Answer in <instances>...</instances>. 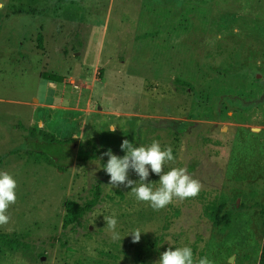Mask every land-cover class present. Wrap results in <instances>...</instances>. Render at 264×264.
Segmentation results:
<instances>
[{
	"label": "rangeland",
	"instance_id": "1",
	"mask_svg": "<svg viewBox=\"0 0 264 264\" xmlns=\"http://www.w3.org/2000/svg\"><path fill=\"white\" fill-rule=\"evenodd\" d=\"M42 72L64 73L66 83L51 88ZM0 99L9 141L0 171L17 181L0 235L22 245L0 242V264H157L184 246L195 260L258 263L264 0H0ZM45 134L72 141L47 143ZM125 139L171 146L175 159L164 171L186 168L199 194L154 211L130 187L110 189L103 153L122 157ZM80 148L100 154L77 163ZM26 151L46 153L64 171ZM149 173L145 182L159 187ZM129 179L139 181L132 170ZM68 199L89 209L62 231ZM113 215L121 241L104 221Z\"/></svg>",
	"mask_w": 264,
	"mask_h": 264
},
{
	"label": "clouds",
	"instance_id": "2",
	"mask_svg": "<svg viewBox=\"0 0 264 264\" xmlns=\"http://www.w3.org/2000/svg\"><path fill=\"white\" fill-rule=\"evenodd\" d=\"M116 125H112L109 131H115ZM121 150L125 155L119 157L111 150L103 155L107 156V163L104 171L109 175L106 186L110 189L120 187H130L135 199L147 203L154 211H159L174 201H184L188 198L196 197L201 190L199 180L188 174L184 167H173L169 171H164L166 163L173 162L175 157L171 146L162 148L158 141L153 140L148 146H135L127 139L123 140ZM151 173L159 176V187L153 188L151 183H146ZM129 170H132L139 181L129 179ZM17 181L7 171H0V226L7 225L10 221L8 209L10 205L16 203ZM112 240H122L119 232L116 231L117 219L115 216L104 217ZM143 233L140 229H134L129 234L133 242L140 240ZM128 234V235H129ZM157 264H213L207 257L198 260L194 259L191 247H170L161 255Z\"/></svg>",
	"mask_w": 264,
	"mask_h": 264
},
{
	"label": "trees",
	"instance_id": "3",
	"mask_svg": "<svg viewBox=\"0 0 264 264\" xmlns=\"http://www.w3.org/2000/svg\"><path fill=\"white\" fill-rule=\"evenodd\" d=\"M36 42H37L38 49L43 50L41 34L37 35ZM40 78L43 79L44 81L56 83V84H63L66 81V78L63 76H59V75L52 74V73H45V72L40 73ZM17 128L20 129V132L22 133V135L26 137L27 139H34V137L36 136L35 130L33 128H29L26 125L21 124ZM42 140H44L47 143H51V144L59 143L61 145L65 143H71L72 141V140H67V141L57 140L52 134H45L44 136H42ZM15 151H21V148L17 147L10 153L12 154ZM26 152L28 155H33L36 158L44 161L49 166L56 168L59 172L64 171V168L58 166L57 163L53 161L46 153L31 152V151H26ZM99 154L100 152H96L94 150L88 151L86 149L80 148L76 153V162L85 163L91 160H95ZM3 157L4 156H1L0 158H3ZM88 209H89V206L82 207L75 200H69V199L66 200L64 202V214L62 216V223H61L62 231L67 230L70 226H72L75 222H77L80 219V217ZM0 242L2 243V245L12 250H17L22 246L18 242L9 239L8 236H5V235H0ZM257 264H264V236H263V241H262V245L260 248V254H259V259H258Z\"/></svg>",
	"mask_w": 264,
	"mask_h": 264
},
{
	"label": "crops",
	"instance_id": "4",
	"mask_svg": "<svg viewBox=\"0 0 264 264\" xmlns=\"http://www.w3.org/2000/svg\"><path fill=\"white\" fill-rule=\"evenodd\" d=\"M47 60V59H46ZM53 73H56V75H59V76H63V77H65L66 78V76H64V73H58V72H53ZM52 73V74H53ZM70 75V74H69ZM68 77V76H67ZM66 83V82H65ZM64 83V84H65ZM48 85L52 88V87H56L58 84H56V83H51V82H48ZM7 101H5V100H3V99H0V106L1 105H3L4 103H6ZM29 103H24V105L26 106V107H28L27 105H28ZM47 107H49V106H47ZM29 109H30V113H26V114H30V120L29 121H25V124H30L31 123V121H32V110H31V108L30 107H28ZM44 110H47V108L46 109H44ZM47 111H49V110H47ZM6 127H8V125L6 126ZM3 128H5V126L1 123V120H0V133L2 134V135H0V153H4V152H6L7 151V149H8V147H9V141H8V138H7V135H5V132L3 131L4 129Z\"/></svg>",
	"mask_w": 264,
	"mask_h": 264
}]
</instances>
